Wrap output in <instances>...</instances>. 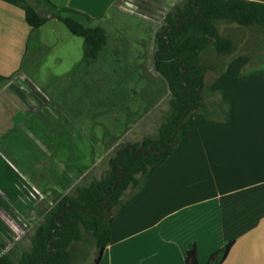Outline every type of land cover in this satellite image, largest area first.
<instances>
[{
	"label": "crops",
	"instance_id": "obj_1",
	"mask_svg": "<svg viewBox=\"0 0 264 264\" xmlns=\"http://www.w3.org/2000/svg\"><path fill=\"white\" fill-rule=\"evenodd\" d=\"M49 1L99 24L117 0ZM41 28L33 32L22 9L0 0V255L12 261L11 251H27L24 240L44 216L39 206L47 184L37 186L24 169L59 168L64 155L75 160L58 141L59 115L50 107L55 102L44 95L37 70L35 76L26 71L31 39ZM263 37L228 57L209 81L208 115L191 117L178 149L112 220L98 264H184L192 247L198 263L207 264L227 244L221 264H264V61H254L249 50L260 47L264 56Z\"/></svg>",
	"mask_w": 264,
	"mask_h": 264
},
{
	"label": "rangeland",
	"instance_id": "obj_2",
	"mask_svg": "<svg viewBox=\"0 0 264 264\" xmlns=\"http://www.w3.org/2000/svg\"><path fill=\"white\" fill-rule=\"evenodd\" d=\"M179 1L117 0L110 15L97 22L105 31L106 43L93 62L82 61L83 39L73 36L55 19L48 20L33 35L26 71L35 76L37 70L44 86L42 91L55 102L50 107L59 115L58 141L61 147L75 152L74 162L61 156L59 168L50 163L42 170L24 169L37 186L41 180L47 184L39 206L44 216L35 224L34 231L49 213L58 210L61 200L76 202L79 189L105 180L110 173V161L122 146L158 138V130L168 120L170 109L166 83L152 67L154 35L162 28L166 12ZM38 11L41 15L47 12ZM218 26L220 34L232 41L234 54L246 51L253 44V37L261 39L256 28L238 27L226 21ZM37 42L45 48L38 47ZM253 48L249 49L255 55L253 60L264 61L260 47L256 52ZM200 56L203 64L212 68L208 81L215 79L228 60V56L217 54L211 46ZM42 141L50 150L51 145ZM36 149L31 150L40 153ZM134 191L129 188L124 199ZM34 231L24 240L27 251L33 245ZM21 249L11 251L14 262ZM95 255L94 241L85 235L76 247L73 264H92Z\"/></svg>",
	"mask_w": 264,
	"mask_h": 264
},
{
	"label": "trees",
	"instance_id": "obj_3",
	"mask_svg": "<svg viewBox=\"0 0 264 264\" xmlns=\"http://www.w3.org/2000/svg\"><path fill=\"white\" fill-rule=\"evenodd\" d=\"M2 1L22 9L33 32L50 19L61 22L73 36L83 39L82 61L98 59L106 35L94 19L73 9H58L49 0H35V6L28 0ZM44 9L47 12L41 15L38 10ZM221 21L256 28L264 35V3L253 0H181L174 5L154 38L152 67L166 83L170 109L168 120L158 130V138L122 146L111 159L110 173L105 180L79 189L76 202L61 200L58 210L49 213L35 229L32 247L22 252L16 262L7 254H1L0 264H73L76 247L85 235L94 241L96 249L92 264L99 263L109 242L112 220L140 195L151 172L178 149L189 133L191 117H204L203 114L208 113L207 98L213 91L207 75L212 68L203 64L200 53L207 46L228 57L235 51L232 41L219 32L218 23ZM3 79L0 77V81ZM222 101L228 103L226 99ZM217 107L222 113V104ZM129 188L135 191L124 199ZM230 247L231 244H227L213 253L207 264H221ZM184 264H199L194 247L185 253Z\"/></svg>",
	"mask_w": 264,
	"mask_h": 264
}]
</instances>
